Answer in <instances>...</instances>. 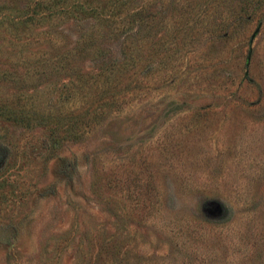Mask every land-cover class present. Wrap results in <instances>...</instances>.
I'll return each mask as SVG.
<instances>
[{
	"label": "rangeland",
	"instance_id": "rangeland-1",
	"mask_svg": "<svg viewBox=\"0 0 264 264\" xmlns=\"http://www.w3.org/2000/svg\"><path fill=\"white\" fill-rule=\"evenodd\" d=\"M40 1L0 5L26 19L46 11ZM151 1L162 9L132 5ZM157 16L133 90L80 136L52 144L42 127L0 123V264H264V1L225 40L204 36L181 52L158 44ZM91 19L13 27L17 38L0 37L2 66L24 69L37 100L60 101L71 73L98 65L65 51ZM119 43L103 38L102 56ZM54 59L65 68L37 73Z\"/></svg>",
	"mask_w": 264,
	"mask_h": 264
},
{
	"label": "trees",
	"instance_id": "trees-1",
	"mask_svg": "<svg viewBox=\"0 0 264 264\" xmlns=\"http://www.w3.org/2000/svg\"><path fill=\"white\" fill-rule=\"evenodd\" d=\"M132 1L103 0L88 4L89 1L79 0H42L38 5L46 11L39 17L29 15L26 19L22 17L23 13L12 12L10 5H0L2 39L6 38L1 35L4 32L17 38L19 35L16 37L12 33L15 31L13 27L31 26L35 18L86 12L92 19L65 51L73 55L74 52L85 50L94 61H98V65L91 69H78L71 73L66 95L60 99L61 102L56 99V102L46 105L33 97L35 93L24 89V69L19 70L17 63L3 67V61L0 60V123L26 129L42 127L52 144L68 138L75 139L85 127L114 108L119 92L124 94L133 90L137 62L142 57L148 59L153 49L151 36L157 12H160L157 17H160L161 22L164 21L163 33L157 38L158 44H163L165 37L169 38L173 42L170 46L173 52H179L183 46H186L183 50H191L189 47L204 36L209 41L225 40L248 21L254 9L264 0H161V10L152 9L155 4L152 1L133 8ZM164 11H167L166 15H163ZM109 37L120 43L115 55L107 58L102 56L98 46L103 38ZM178 40L180 44H176ZM168 54L170 52L163 54L160 62ZM59 61L54 59L47 62L46 67H41L37 73L64 69L65 66ZM148 65L145 62L142 68H148ZM8 82L16 84L14 90H6V87H10ZM70 96L73 97L72 103L77 98L78 104L66 107L63 100L69 101ZM5 133H0V140Z\"/></svg>",
	"mask_w": 264,
	"mask_h": 264
},
{
	"label": "water",
	"instance_id": "water-1",
	"mask_svg": "<svg viewBox=\"0 0 264 264\" xmlns=\"http://www.w3.org/2000/svg\"><path fill=\"white\" fill-rule=\"evenodd\" d=\"M257 31V27L254 28V30L252 31V33L250 34V37H249V41H251L254 33ZM247 58H248V55H247ZM209 205H211L212 207H217L218 203L216 201H209L208 202Z\"/></svg>",
	"mask_w": 264,
	"mask_h": 264
}]
</instances>
